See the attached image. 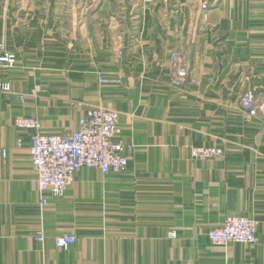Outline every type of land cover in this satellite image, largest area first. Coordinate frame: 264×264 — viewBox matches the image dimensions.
<instances>
[{"label":"crops","instance_id":"obj_1","mask_svg":"<svg viewBox=\"0 0 264 264\" xmlns=\"http://www.w3.org/2000/svg\"><path fill=\"white\" fill-rule=\"evenodd\" d=\"M3 51L17 63L0 66V264H264V114L241 104L264 100V0H0ZM93 107L118 112L127 167L83 168L42 205L15 119L76 131ZM214 145L222 156L191 155ZM230 215L259 242L214 245Z\"/></svg>","mask_w":264,"mask_h":264},{"label":"built area","instance_id":"obj_2","mask_svg":"<svg viewBox=\"0 0 264 264\" xmlns=\"http://www.w3.org/2000/svg\"><path fill=\"white\" fill-rule=\"evenodd\" d=\"M177 69L172 84L182 87L188 76L187 69L179 54L172 56ZM17 56L13 52L0 53V66L14 67ZM104 83H121L120 79H103ZM243 108L252 117L264 114V100H260L253 89L246 90L241 96ZM15 125L20 129L32 130L31 157L37 174V189L42 195L41 204L48 203L44 196L51 192L62 196L74 180L75 173L83 168H96L104 173L123 171L132 157L135 146L122 139L115 140L119 133V114L116 110L93 107L81 117L76 131L48 133L43 124L33 116H18ZM220 146H196L191 149L192 157L206 160L222 156ZM212 243L225 246L229 243L257 244L256 222L239 215L227 216L221 226L208 232ZM44 233H38L43 241ZM72 234L55 237L58 248L67 250L75 242Z\"/></svg>","mask_w":264,"mask_h":264}]
</instances>
